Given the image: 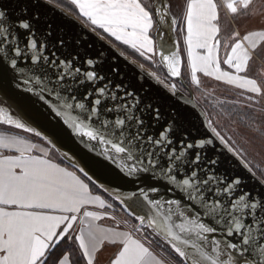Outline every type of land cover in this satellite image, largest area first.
Instances as JSON below:
<instances>
[{
    "label": "snow or ice",
    "instance_id": "1",
    "mask_svg": "<svg viewBox=\"0 0 264 264\" xmlns=\"http://www.w3.org/2000/svg\"><path fill=\"white\" fill-rule=\"evenodd\" d=\"M69 2L166 73L148 72L155 88L101 73L46 19L52 0L0 4V264H264V179L229 170L254 176L245 145L264 149V22L237 24L219 56L221 8L233 22L264 10L185 0L181 23L172 0ZM181 37L191 85L201 73L236 89L214 107L240 140L207 112L193 134Z\"/></svg>",
    "mask_w": 264,
    "mask_h": 264
},
{
    "label": "water",
    "instance_id": "2",
    "mask_svg": "<svg viewBox=\"0 0 264 264\" xmlns=\"http://www.w3.org/2000/svg\"><path fill=\"white\" fill-rule=\"evenodd\" d=\"M167 3L168 0H165ZM9 0H0V4H3L5 7L8 6ZM47 14L46 19L50 20L53 24V27L57 31L63 32L66 40L70 42V50L79 52L81 58H91L99 65V71L101 73L107 74L111 71L113 67L119 70L120 78H122L126 82L130 83H138L141 79L143 80L145 86H151L155 88L156 86L151 84V82L147 78L148 72L150 70L143 67L141 69L140 64L130 59L122 52L108 42L106 39L98 35L95 31L85 26L79 19H77L70 12L66 11L60 6H57L54 3H50L46 5ZM180 12L172 11L170 15H176L179 19ZM155 29H154V37H155ZM182 58V70H183V57ZM156 59L160 65V61L158 56ZM134 61V63H133ZM161 67V66H160ZM161 69L166 73V69L161 67ZM186 100L191 101V104L196 106V111L191 112V108L189 109L191 113V122L196 127L193 129L194 135H204L205 130L200 126L199 118L197 113H204L205 111L197 104L194 99V96L187 86V91L183 93ZM173 106L175 102H172ZM211 135L210 131L207 133ZM30 135V134H28ZM219 147V144L217 145ZM61 147H68L67 145H61ZM57 156V154L54 152ZM222 155H226V153H222ZM236 163H239L238 161ZM229 170L244 176L248 180V184L246 185L249 188H253L258 186L261 179L255 174L254 176L246 171L242 167L234 168L229 166ZM253 180H255V184H253Z\"/></svg>",
    "mask_w": 264,
    "mask_h": 264
},
{
    "label": "rangeland",
    "instance_id": "3",
    "mask_svg": "<svg viewBox=\"0 0 264 264\" xmlns=\"http://www.w3.org/2000/svg\"><path fill=\"white\" fill-rule=\"evenodd\" d=\"M172 2L174 4V7H173L174 11L176 10L177 12L178 11L180 12V15L178 14V16H179V19H181V23H182V18H181L182 8L180 6H182L185 3V0H172ZM52 3L59 5L62 8H65V10L69 11L72 15H74L85 26L93 30L90 23L86 21L84 18L79 16L78 10L75 9L73 5H71L69 0H52ZM258 3L259 5L257 9L264 10V9H261V6L264 5V0H259ZM261 22H264V16H257L256 18L248 20V21H243V20L238 19L236 22H233L231 20V25L226 24L225 26L222 27L223 29L222 31L225 37H229L231 34V31L237 30V24L239 25L238 30L241 33H243L246 29L254 28ZM95 32L101 37H103L104 39H106L108 42H110L112 45L117 47L122 53H124L130 59L134 60L140 65H143L146 69L157 72V74L161 76L165 74L158 63L156 56H153L152 60H145L144 57L140 56L138 52L129 48L128 46L122 45L119 42L115 41L114 38L109 37L106 33H103L102 30L98 29ZM152 35L154 37V29L152 30ZM226 43H230V42L226 41L225 44ZM225 44L222 45L221 61L225 58V52L227 51V49H225L224 47ZM180 49H181V54L183 57L182 74L184 76L187 86L189 87V89L191 90L194 96L195 101L197 102L198 105H200V107H202V109L205 112L208 113L209 117L213 118L214 123L217 124L218 130L221 131L222 134H224L226 137L231 136L236 140H240V133L243 132V129L239 128L235 124L230 123L229 121L223 120V118H221L220 120H217L216 117L218 115V108L214 107L216 105V102L219 99H223L225 95L235 93L236 89L232 86L224 85L221 82L215 81L211 77L199 76V74H198V78L200 79V82H201L200 88L197 89L196 86L191 85L189 83L190 70L188 69L187 61H186V54L182 46V37L180 38ZM253 67L255 69L256 65L254 64ZM234 128L236 129V131H233ZM237 147H239V144H237ZM245 147L248 148V152L246 153V156H247L248 161H250L252 165L253 172L261 180L264 179V149H261L259 147L254 149V148L249 147L248 145H245ZM116 215L118 218L121 219V221L128 218L126 214L123 213L122 210H120L119 208H117ZM111 222L113 223V221Z\"/></svg>",
    "mask_w": 264,
    "mask_h": 264
},
{
    "label": "crops",
    "instance_id": "4",
    "mask_svg": "<svg viewBox=\"0 0 264 264\" xmlns=\"http://www.w3.org/2000/svg\"><path fill=\"white\" fill-rule=\"evenodd\" d=\"M258 1L259 0H254V4H253V8H254V10H258V11H260L259 9H257L258 8V5H259V3H258ZM217 3H221L222 4V0H217ZM231 25V18H229L227 15H226V13L224 12V10H223V8H221V33H220V40H221V46H220V50H219V56H220V59L222 58V54H221V51H222V45L223 44H225V42L226 41H229L230 43H231V40H230V36H231V34H230V36L229 37H225L224 36V33H223V29H222V27L223 26H225V25ZM231 33H232V31H231ZM225 40V41H224ZM182 46H183V49H184V45H183V39H182ZM185 52V51H184ZM185 54H186V52H185ZM186 61H187V56H186ZM199 74V76H202L203 77V74H201V73H198ZM25 135H28V134H25ZM33 139L34 140H36V138H34L33 137ZM37 142H39V141H37ZM54 154V153H53ZM52 154V156H50V158H52V159H55L56 157H55V154L53 155ZM98 223H100L102 226H105V227H107V226H109V225H111V224H113L111 221H109V220H103V221H100V222H98ZM110 253L108 252V251H106L104 254H103V256H102V259L106 262V260H107V257H108V255H109Z\"/></svg>",
    "mask_w": 264,
    "mask_h": 264
},
{
    "label": "trees",
    "instance_id": "5",
    "mask_svg": "<svg viewBox=\"0 0 264 264\" xmlns=\"http://www.w3.org/2000/svg\"><path fill=\"white\" fill-rule=\"evenodd\" d=\"M65 9V8H64ZM200 106V105H199ZM202 108V107H201ZM75 256H76V253L73 252V257H74V264H75Z\"/></svg>",
    "mask_w": 264,
    "mask_h": 264
}]
</instances>
